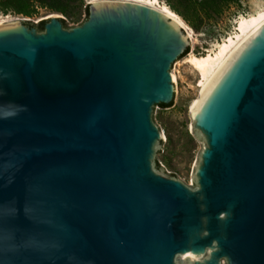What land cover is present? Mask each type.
<instances>
[{"label":"water","instance_id":"1","mask_svg":"<svg viewBox=\"0 0 264 264\" xmlns=\"http://www.w3.org/2000/svg\"><path fill=\"white\" fill-rule=\"evenodd\" d=\"M50 18L0 27V264H264V45L194 117V190L155 172L187 31L130 0Z\"/></svg>","mask_w":264,"mask_h":264},{"label":"rangeland","instance_id":"2","mask_svg":"<svg viewBox=\"0 0 264 264\" xmlns=\"http://www.w3.org/2000/svg\"><path fill=\"white\" fill-rule=\"evenodd\" d=\"M191 1L196 4L203 0ZM31 2L36 13L26 16L10 9L6 12L1 10L0 20L10 19L2 24L21 19L23 24L26 21L30 22L25 24L29 29L41 33L46 31V24L51 21L50 17H57L64 29L71 30L88 20L89 14H86L85 7L92 0H65L62 4L64 12L51 11L37 0ZM159 2L167 4L166 0ZM217 2L221 4L218 10L196 4V12H191L193 26L184 21L193 34V40L190 38L189 53L179 59V64L171 71L178 75L177 102L155 110V122L163 132V141L155 148V172L175 178L194 190L199 189L197 173L208 141L203 130L196 125L191 111L193 101L200 94V74L186 59L191 53L203 55L216 50L226 37L236 32L238 20L243 17L240 14L248 16L264 9V0H217ZM43 19H46V22L40 30L37 24ZM188 262L189 259L184 257L179 264Z\"/></svg>","mask_w":264,"mask_h":264},{"label":"bare ground","instance_id":"3","mask_svg":"<svg viewBox=\"0 0 264 264\" xmlns=\"http://www.w3.org/2000/svg\"><path fill=\"white\" fill-rule=\"evenodd\" d=\"M130 1L158 8L179 23L187 31L189 38L193 40V34L184 20L166 3H160L159 0ZM5 21L8 22L10 19H1L0 27L4 25L2 23ZM6 28L13 31L17 30L19 25L14 23ZM262 45H264V9L255 14L241 17L238 20L236 32L226 37L216 50L208 51L203 55L191 53L187 57L186 61L200 74V94L191 105L193 116L200 123H207L218 100L238 74L239 68ZM171 73L178 80L177 73Z\"/></svg>","mask_w":264,"mask_h":264},{"label":"trees","instance_id":"4","mask_svg":"<svg viewBox=\"0 0 264 264\" xmlns=\"http://www.w3.org/2000/svg\"><path fill=\"white\" fill-rule=\"evenodd\" d=\"M40 2V4L47 9L51 11L56 12H64L63 9V2L65 0H37ZM169 7L176 12L178 15L182 17V19L187 22L189 25L193 26V18L191 16V12H196V4L202 5V7L210 6L213 9H219L218 7L221 5L217 0H203L199 1L198 3H194L191 0H166ZM12 10L15 13L18 14H24L26 16H30L34 13H36V9L34 8L31 0H3L0 2V11L6 12L7 10ZM194 10V11H193ZM85 12L88 15L89 14V4L85 7ZM245 14H240V16H244ZM239 16V17H240ZM239 17L237 19H239ZM63 20V19H62ZM30 23L29 21H26ZM46 22V19L40 20L37 24V27H39L40 30L43 29L44 23ZM189 53V46L179 55L178 59H181L185 55ZM173 104V101L170 103H158L156 105L162 106V107H168Z\"/></svg>","mask_w":264,"mask_h":264},{"label":"flooded vegetation","instance_id":"5","mask_svg":"<svg viewBox=\"0 0 264 264\" xmlns=\"http://www.w3.org/2000/svg\"><path fill=\"white\" fill-rule=\"evenodd\" d=\"M25 24H28V22H25ZM223 260V261H222ZM221 264H228L225 258L220 259Z\"/></svg>","mask_w":264,"mask_h":264}]
</instances>
